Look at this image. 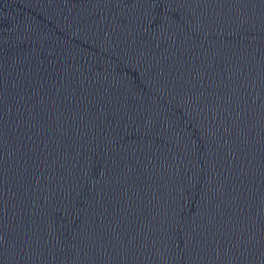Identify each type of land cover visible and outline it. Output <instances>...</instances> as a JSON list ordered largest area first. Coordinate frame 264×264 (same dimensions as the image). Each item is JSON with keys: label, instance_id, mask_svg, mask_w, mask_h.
<instances>
[{"label": "water", "instance_id": "obj_1", "mask_svg": "<svg viewBox=\"0 0 264 264\" xmlns=\"http://www.w3.org/2000/svg\"><path fill=\"white\" fill-rule=\"evenodd\" d=\"M0 264H264V0H0Z\"/></svg>", "mask_w": 264, "mask_h": 264}]
</instances>
